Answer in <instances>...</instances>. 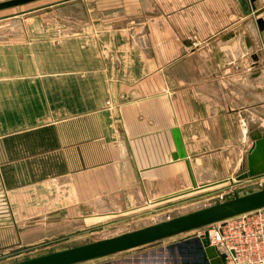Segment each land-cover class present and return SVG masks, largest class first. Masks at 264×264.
<instances>
[{
    "label": "crops",
    "instance_id": "0c3cea01",
    "mask_svg": "<svg viewBox=\"0 0 264 264\" xmlns=\"http://www.w3.org/2000/svg\"><path fill=\"white\" fill-rule=\"evenodd\" d=\"M54 5L0 17V127L46 130L65 158H112L119 207L239 175L264 134V0L249 15L238 0ZM53 190L56 206L87 205L86 188Z\"/></svg>",
    "mask_w": 264,
    "mask_h": 264
},
{
    "label": "rangeland",
    "instance_id": "374dc122",
    "mask_svg": "<svg viewBox=\"0 0 264 264\" xmlns=\"http://www.w3.org/2000/svg\"><path fill=\"white\" fill-rule=\"evenodd\" d=\"M57 1H44L25 7L24 10L28 8L26 14H33L49 5L55 6L52 3ZM78 8L74 15H71L72 12L68 15L78 16ZM60 16L62 21L67 19L63 13ZM45 21H48L46 17ZM35 113L7 112L14 121L18 115L19 122L34 121L28 117L31 118ZM59 113L53 112L54 117L58 118ZM48 119L52 118L48 116L40 118V121L47 124L50 121ZM55 136L49 139L46 130L32 126L0 127V264L151 226L208 207L213 200L257 187L259 182L264 181V173L239 179L247 172L245 162L239 175L209 179L210 182H199L195 187L190 185L165 198L143 199L119 207L115 206V190H112L111 184L112 158L96 157L103 153L85 149L82 157L72 151L68 153L70 157L65 158L62 149L58 148L63 143ZM53 148L57 151L43 153ZM80 172L82 176H79ZM103 172L108 173L110 179ZM80 177L84 179L82 186L79 182L75 186L71 179ZM85 180L86 187L83 185ZM55 187L63 190L71 199L73 195L80 194L78 190L74 192L76 187H82V192L86 188L87 205L56 206V201L53 202ZM49 188L52 190L49 191ZM63 192H60L61 196ZM199 233L198 230L190 231L80 264H207L200 250Z\"/></svg>",
    "mask_w": 264,
    "mask_h": 264
},
{
    "label": "water",
    "instance_id": "95a60500",
    "mask_svg": "<svg viewBox=\"0 0 264 264\" xmlns=\"http://www.w3.org/2000/svg\"><path fill=\"white\" fill-rule=\"evenodd\" d=\"M44 1L49 0H0V15L22 14L28 11V8L24 10L25 7ZM66 1L69 0H58L52 4H60ZM254 1L238 0L245 15L252 14ZM252 139L253 144L247 157V172L239 179L264 173V134L255 131L252 134ZM178 145H180L179 142ZM211 203L210 206L197 211L119 236L52 251L9 264H80L194 231L212 223L263 208L264 183L257 187H250L240 192L228 194L225 197L213 200ZM199 242L200 250L207 264H225L216 249L210 244L207 236L199 239Z\"/></svg>",
    "mask_w": 264,
    "mask_h": 264
},
{
    "label": "built area",
    "instance_id": "2783aa9c",
    "mask_svg": "<svg viewBox=\"0 0 264 264\" xmlns=\"http://www.w3.org/2000/svg\"><path fill=\"white\" fill-rule=\"evenodd\" d=\"M197 230L199 239L207 236L225 264H264V207Z\"/></svg>",
    "mask_w": 264,
    "mask_h": 264
}]
</instances>
